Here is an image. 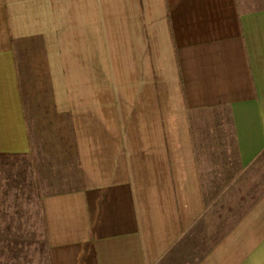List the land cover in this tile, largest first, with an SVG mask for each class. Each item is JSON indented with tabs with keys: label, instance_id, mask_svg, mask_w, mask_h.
<instances>
[{
	"label": "crops",
	"instance_id": "0c3cea01",
	"mask_svg": "<svg viewBox=\"0 0 264 264\" xmlns=\"http://www.w3.org/2000/svg\"><path fill=\"white\" fill-rule=\"evenodd\" d=\"M11 158L58 189L39 201L49 264H264V0H0Z\"/></svg>",
	"mask_w": 264,
	"mask_h": 264
},
{
	"label": "rangeland",
	"instance_id": "374dc122",
	"mask_svg": "<svg viewBox=\"0 0 264 264\" xmlns=\"http://www.w3.org/2000/svg\"><path fill=\"white\" fill-rule=\"evenodd\" d=\"M26 83L32 90L30 96L32 109L29 111L36 113L39 116L38 121L46 125L48 118L54 119L47 82L38 83V78L32 77L26 79ZM37 128L43 134L48 131L47 125L44 129L39 125ZM42 166L36 160L28 158L7 159L0 166V207L2 208L0 215L3 213V217L5 215L6 218L4 222L2 221L3 230L8 224L13 232L8 242H3V236L0 237V264H49L39 201L44 191L58 189L44 186L39 171L47 172V176H50V172ZM234 215L223 214L220 219L208 222L205 227L204 243L209 244L214 241L232 222L231 217ZM1 219L2 215L0 216L2 229Z\"/></svg>",
	"mask_w": 264,
	"mask_h": 264
}]
</instances>
